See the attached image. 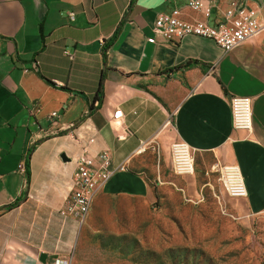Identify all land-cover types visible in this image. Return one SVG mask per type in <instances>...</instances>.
I'll return each instance as SVG.
<instances>
[{"label":"crops","instance_id":"crops-1","mask_svg":"<svg viewBox=\"0 0 264 264\" xmlns=\"http://www.w3.org/2000/svg\"><path fill=\"white\" fill-rule=\"evenodd\" d=\"M204 1L209 17L188 0H0V264L71 254L78 222L60 210L84 146L108 150L119 168L97 196L148 191L141 152L182 140L239 166L247 195L233 202L264 211V28L229 52L209 38L166 41L153 30L158 14L176 7L215 24L232 1L260 6L264 24V0ZM234 94L252 98L251 131L233 127ZM116 108L123 118H113Z\"/></svg>","mask_w":264,"mask_h":264},{"label":"rangeland","instance_id":"rangeland-1","mask_svg":"<svg viewBox=\"0 0 264 264\" xmlns=\"http://www.w3.org/2000/svg\"><path fill=\"white\" fill-rule=\"evenodd\" d=\"M173 142L141 152L148 191L99 193L73 231L71 264H264V211L233 202L214 153H195L194 171L176 173Z\"/></svg>","mask_w":264,"mask_h":264},{"label":"built area","instance_id":"built-area-1","mask_svg":"<svg viewBox=\"0 0 264 264\" xmlns=\"http://www.w3.org/2000/svg\"><path fill=\"white\" fill-rule=\"evenodd\" d=\"M192 10L201 12L209 17L211 6L204 0H188L187 4ZM260 6L249 7L247 4L232 1L223 12L222 18L215 24L204 19H188L181 8L176 7L158 14L154 23V33L166 41L180 40L185 36L194 35L212 39L224 51L229 52L241 42L258 34L264 24L258 17ZM69 18H75V12H68ZM37 67V62L35 63ZM97 105V104H96ZM233 127L236 129H253V101L249 96L232 95L230 97ZM59 111L48 115L52 127L59 123ZM124 113L116 108L114 119H121ZM169 119L167 123H170ZM54 129L51 130L53 132ZM94 138L89 139V143ZM172 166L178 174H188L194 171L195 150L185 141L177 140L171 145ZM119 169V168H117ZM112 166L111 154L103 150L97 154L89 152L84 146L81 155L76 161L73 174V185L61 213L66 217L75 219L83 224L91 210L98 192L111 179L117 171ZM221 180L229 194L238 197L247 195V189L242 172L237 165H226L221 169ZM72 253L66 257H57L44 264H71Z\"/></svg>","mask_w":264,"mask_h":264},{"label":"trees","instance_id":"trees-1","mask_svg":"<svg viewBox=\"0 0 264 264\" xmlns=\"http://www.w3.org/2000/svg\"><path fill=\"white\" fill-rule=\"evenodd\" d=\"M108 46H105L104 48V57L106 58V49ZM104 79H105V71L102 72L101 77H100V81H99V89H98V93L95 97V100H101L103 98V84H104ZM50 83H52L53 85H55L54 82L50 81ZM32 148L28 150V154H27V160H26V164H25V175L27 177V181H30V152H31Z\"/></svg>","mask_w":264,"mask_h":264},{"label":"water","instance_id":"water-1","mask_svg":"<svg viewBox=\"0 0 264 264\" xmlns=\"http://www.w3.org/2000/svg\"><path fill=\"white\" fill-rule=\"evenodd\" d=\"M62 159L64 161L69 160L68 157L65 154H62ZM40 259H41L42 262L45 263L46 262V259H47V254L46 253H42Z\"/></svg>","mask_w":264,"mask_h":264}]
</instances>
